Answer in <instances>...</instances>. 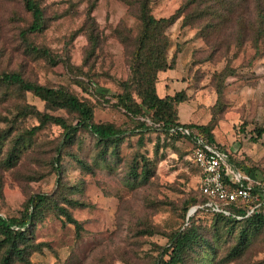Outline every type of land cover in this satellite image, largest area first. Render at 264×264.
<instances>
[{
  "label": "rangeland",
  "instance_id": "1",
  "mask_svg": "<svg viewBox=\"0 0 264 264\" xmlns=\"http://www.w3.org/2000/svg\"><path fill=\"white\" fill-rule=\"evenodd\" d=\"M37 1L46 27L24 38L32 16L23 0H0V72L66 87L94 107L95 122L129 130H136L139 121L151 125L150 117L134 119L113 106L121 82L131 75L140 30L138 0ZM188 1L150 2L157 19L184 12L167 31L174 69L160 74L158 93H168L166 87L171 94L185 90L180 121L212 124L215 141L249 163L257 180L263 179L264 134L259 137L257 130L264 128V0H198L184 9ZM256 22V32H242L243 23ZM220 83L224 92L218 100ZM31 107L43 111L44 103L0 82V216H19L30 196L48 194L66 208L65 198L84 204L69 208L82 230L78 235L55 210L44 209L30 238L34 248L13 264H155L169 236L188 228L186 209L199 187L189 141L146 132L140 143L139 135L129 133L118 149L114 144L104 148L81 131L63 147L55 165L63 131L49 125L30 137L29 131L39 125L34 114H23ZM51 114L75 121L64 111ZM12 152L17 158L9 165ZM143 163L150 169L149 180L134 175L141 173ZM214 222L210 215L196 220L207 240L198 248L202 264H264V227L237 258L227 259L241 227ZM211 245L215 253L208 250ZM206 251L210 253L204 256Z\"/></svg>",
  "mask_w": 264,
  "mask_h": 264
},
{
  "label": "trees",
  "instance_id": "2",
  "mask_svg": "<svg viewBox=\"0 0 264 264\" xmlns=\"http://www.w3.org/2000/svg\"><path fill=\"white\" fill-rule=\"evenodd\" d=\"M150 2L151 0H138L140 30L135 39V46L130 58L131 75L128 80L121 82V91L114 95L116 102L113 106L124 110L134 119L150 117L151 125L147 121H139L136 130H129L109 122H95L94 107L66 87H49L29 82L17 72H0V82L16 85L22 91L32 93L44 103L43 111L31 107L23 112L24 116L34 114L39 121V125L29 131L30 137L49 125H56L62 129V139L55 149V157L53 158L55 165L59 164L63 147L72 143L81 131L89 132L96 139L97 144L104 148L114 144L115 149H118L129 133L139 135V142L142 143L144 133L160 132L169 138L187 139L191 145V151L195 141L200 139L207 145L226 153L238 171L251 179V186L254 187L251 192V199L248 202L238 200L228 205L219 203L220 207L230 212V215H225L204 206L210 199L198 187L197 194L191 199L186 209L185 219L188 228L174 232L169 236V244L164 248L155 264H202L203 256L202 253H199L198 248L207 240L197 230L196 220L203 215H210L215 221L213 224L216 226L241 227L238 242L227 257V259H235L243 252L250 237L264 227V178L257 180L254 168L249 163L239 160L238 157L232 155L229 150L215 141L212 124L196 125L191 122L182 123L180 121L179 107L188 98L185 90L171 95L168 93L165 96L159 95L160 74L174 69V62L170 63L168 59L171 43L167 31L183 16L184 12L183 9H179L169 18L157 19L152 14ZM197 2L198 0H189L184 9ZM23 3L26 11L32 16L31 24L22 32V36L25 38L28 34L43 31L46 27V19L44 10L37 0H23ZM185 19L184 16V25H186ZM253 25L243 23L242 32L245 34L251 33V31L256 32L257 22ZM260 25L259 33H263L262 19ZM92 43L94 50L97 44L95 41ZM33 50L38 51L37 48H33ZM42 52L47 57L49 56L46 49ZM166 89L169 92V88L166 87ZM94 91L96 92L95 89ZM223 92L224 85L220 83L217 89L218 100L223 97ZM96 94L105 100L104 95L98 92ZM58 111H64L68 116H74L75 121L68 122L64 117L51 114ZM182 129H187L190 136L187 137ZM257 133L261 137L264 134V128L258 129ZM16 158V154L12 152L8 158V164H14ZM193 164L198 170L199 177L200 170L194 162ZM134 175L141 180H149L150 169L148 165L143 163L141 173L135 171ZM225 180L231 186L229 178ZM64 201L69 208L84 207L83 203L73 199L65 198ZM259 204L260 206L254 213L247 216L248 212ZM47 208L55 210L64 218V224L73 225L77 234L80 235L82 224L72 216L69 208L60 206L53 195L33 194L28 198L24 210L19 216L11 218L0 216V251H4L0 264H13L15 259L25 260L26 255L29 254L28 250L34 248L30 241L34 235V228L43 217L44 209ZM194 208L196 210L191 213ZM208 250L215 253L216 247L211 245ZM209 253L206 251L203 252V255L206 256Z\"/></svg>",
  "mask_w": 264,
  "mask_h": 264
},
{
  "label": "built area",
  "instance_id": "3",
  "mask_svg": "<svg viewBox=\"0 0 264 264\" xmlns=\"http://www.w3.org/2000/svg\"><path fill=\"white\" fill-rule=\"evenodd\" d=\"M182 130L187 137L190 136L187 129ZM192 161L201 173L199 189L210 199L204 206L214 212L230 215V212L220 207L219 203L228 205L238 200L248 202L251 199V192L254 189L251 186V179L238 171L226 153L197 139L192 150ZM226 178H229L231 186L226 182ZM259 206L260 204L252 208L247 216L254 213ZM196 208L192 210L195 211Z\"/></svg>",
  "mask_w": 264,
  "mask_h": 264
},
{
  "label": "crops",
  "instance_id": "4",
  "mask_svg": "<svg viewBox=\"0 0 264 264\" xmlns=\"http://www.w3.org/2000/svg\"><path fill=\"white\" fill-rule=\"evenodd\" d=\"M161 84V83H160ZM167 93L166 92H163V96H165ZM169 95H171L170 92H168ZM183 123V122H182Z\"/></svg>",
  "mask_w": 264,
  "mask_h": 264
},
{
  "label": "water",
  "instance_id": "5",
  "mask_svg": "<svg viewBox=\"0 0 264 264\" xmlns=\"http://www.w3.org/2000/svg\"><path fill=\"white\" fill-rule=\"evenodd\" d=\"M192 212H194V210H192ZM192 212H191V213H192Z\"/></svg>",
  "mask_w": 264,
  "mask_h": 264
}]
</instances>
